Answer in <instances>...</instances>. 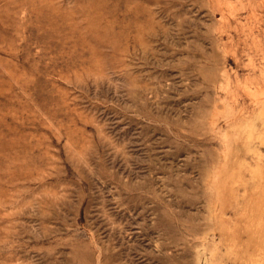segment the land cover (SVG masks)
I'll return each instance as SVG.
<instances>
[{
	"label": "rangeland",
	"instance_id": "rangeland-1",
	"mask_svg": "<svg viewBox=\"0 0 264 264\" xmlns=\"http://www.w3.org/2000/svg\"><path fill=\"white\" fill-rule=\"evenodd\" d=\"M0 264H264V0H0Z\"/></svg>",
	"mask_w": 264,
	"mask_h": 264
}]
</instances>
